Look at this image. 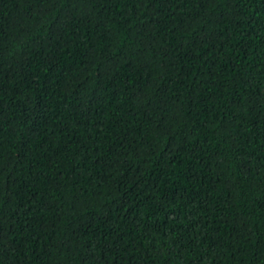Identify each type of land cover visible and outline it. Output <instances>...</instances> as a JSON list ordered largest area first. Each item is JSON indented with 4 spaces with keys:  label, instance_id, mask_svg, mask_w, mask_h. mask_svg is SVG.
<instances>
[{
    "label": "trees",
    "instance_id": "16d2710c",
    "mask_svg": "<svg viewBox=\"0 0 264 264\" xmlns=\"http://www.w3.org/2000/svg\"><path fill=\"white\" fill-rule=\"evenodd\" d=\"M0 264H264V0H0Z\"/></svg>",
    "mask_w": 264,
    "mask_h": 264
}]
</instances>
